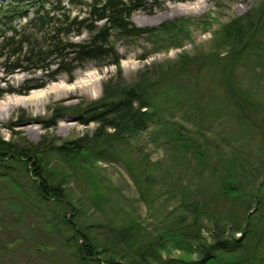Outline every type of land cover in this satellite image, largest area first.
Returning <instances> with one entry per match:
<instances>
[{"label": "rangeland", "instance_id": "obj_1", "mask_svg": "<svg viewBox=\"0 0 264 264\" xmlns=\"http://www.w3.org/2000/svg\"><path fill=\"white\" fill-rule=\"evenodd\" d=\"M260 1L147 0L135 9L130 19L140 26L179 16H193L195 22L177 40L112 37L127 81H135L147 64L165 67L183 54L213 55L221 38L223 56H213V64L191 82L186 78L161 94L159 113L149 127L114 146L102 144L101 159H90L85 166L67 164L54 148L92 136L98 123L81 122L76 110L102 94L117 66L90 59L75 68L71 81L63 71L48 81L46 69L8 72L0 58V138L27 145L42 141L51 179L64 182L71 197L60 206L39 202L31 173L24 164L9 162L6 176L0 175V264H79L74 229L62 216L100 239L111 236L109 226L134 224V254L147 241L148 231L160 237L168 229H189L208 240L217 223L243 219L245 202L256 206L252 188L258 186L263 207L256 213L254 239L264 242V52L251 47L234 55L223 38L225 24ZM84 10V4L72 7L73 13ZM70 38L83 41L87 32ZM42 80L47 81L42 87L18 92ZM47 86L53 87L47 96L26 98ZM227 178L241 195L221 193ZM262 251L256 263H264ZM183 253L175 247L163 250L165 256Z\"/></svg>", "mask_w": 264, "mask_h": 264}, {"label": "trees", "instance_id": "obj_2", "mask_svg": "<svg viewBox=\"0 0 264 264\" xmlns=\"http://www.w3.org/2000/svg\"><path fill=\"white\" fill-rule=\"evenodd\" d=\"M146 1L68 0L67 4L63 0H0V58H3L6 71L46 69L48 81L56 80L63 71L71 81L75 68L90 59L99 62L107 59L109 64L117 66V72L105 81L102 94L76 110L81 122L98 123L92 136L80 137L79 142L71 140L55 145L54 149L69 165L85 166L90 159L100 160L98 149L102 144L114 146L149 127L159 113L161 94L186 78V83L191 82L204 67L213 64V56H223L221 38L213 55L183 54L179 62L174 61L165 67L147 64L135 81H127L120 66L122 57L112 44V37L147 38L155 43L177 40L181 31L184 33L186 27L195 22L193 16H179L158 25H136L130 19L131 13L144 6ZM77 4L86 6L82 14L73 13L72 7ZM83 32H87L83 41L70 38ZM223 34L234 55L251 47H259L264 52V0L226 23ZM230 54L228 52L227 57ZM46 82L28 84L18 92L42 87ZM44 152L42 141L27 145L0 138V175L6 176L4 168L9 166V162L22 163L32 175L39 202H53L57 206L66 204L71 199L69 190L64 182L51 179L53 169L44 162ZM146 176L148 179L149 175ZM225 180H222V194L236 196L243 193L229 179ZM11 183L19 188L14 179ZM261 189L259 186L252 188L256 206L245 202V214L240 222L222 226L217 223L210 239L204 238L200 231L193 233L189 229H168L160 237L148 231L147 241L138 254L131 252L132 243L137 238L134 224L109 226L111 236L100 239L82 225L64 216L62 218L77 235H72L75 238L73 251L79 264H264L255 262L258 252L263 249L264 254V242L254 239L259 221L256 213L263 207L258 198ZM172 247L182 249L184 253L165 256L163 250L170 251ZM195 253L197 257L193 256Z\"/></svg>", "mask_w": 264, "mask_h": 264}, {"label": "bare ground", "instance_id": "obj_3", "mask_svg": "<svg viewBox=\"0 0 264 264\" xmlns=\"http://www.w3.org/2000/svg\"><path fill=\"white\" fill-rule=\"evenodd\" d=\"M52 91H53V87L47 86V87H45L43 89L32 91L26 98L28 100H30V99H33L35 97H45Z\"/></svg>", "mask_w": 264, "mask_h": 264}]
</instances>
